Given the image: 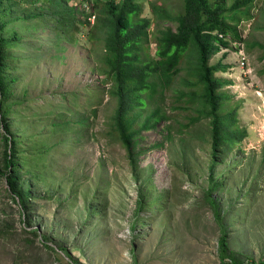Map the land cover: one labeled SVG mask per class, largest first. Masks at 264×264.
<instances>
[{
    "label": "rangeland",
    "instance_id": "374dc122",
    "mask_svg": "<svg viewBox=\"0 0 264 264\" xmlns=\"http://www.w3.org/2000/svg\"><path fill=\"white\" fill-rule=\"evenodd\" d=\"M60 1L74 14L65 33L51 2L16 0L1 27L21 46L10 52L5 105L18 193L6 180L0 126V264H221L223 237L242 264L264 261V0L226 15L230 46L210 63L229 67L215 75L219 113L234 114L243 135L216 157L211 120L190 125L198 105L179 98L193 79L187 59L163 101L155 97L164 120L140 130L130 154L115 126L104 35L86 19L90 7ZM135 2L151 22L145 51L154 58L158 31L176 28L164 12L182 14L184 0Z\"/></svg>",
    "mask_w": 264,
    "mask_h": 264
},
{
    "label": "trees",
    "instance_id": "16d2710c",
    "mask_svg": "<svg viewBox=\"0 0 264 264\" xmlns=\"http://www.w3.org/2000/svg\"><path fill=\"white\" fill-rule=\"evenodd\" d=\"M24 1L31 5L41 2L54 4L56 11L51 16L61 33H65L73 25V9L60 0ZM254 1L236 0L232 6L227 7L226 0H184L182 14L171 16L164 12L165 20L176 24V28L168 27L158 31L154 58L145 51L151 22L141 16L142 9L135 0H123L120 4L102 2L91 6L86 19L89 21L90 17L95 16L94 28L104 35L107 75L116 85L118 98L115 126L130 154L134 138L140 130L154 128L164 120L159 103L183 71L185 59L191 65L189 73L193 79L184 81L186 88L179 90V98L187 99L186 103L198 105L197 115L191 118L190 125L204 118L211 120L214 157L218 155L222 145L233 146L242 140L243 135L232 129L236 121L234 114L221 116L219 113L223 98L217 92L224 84L215 79V75L226 72L229 67L222 63H210L214 56L230 46L227 40L220 38V35L228 37L231 31L226 15L244 9ZM15 2L16 0H0V126L7 133L3 139L10 150L5 158L6 180L11 191L18 193L19 159L15 143L9 136V110L5 105L9 90L6 68L11 59V50L21 46V39L16 35L6 38L1 32V27H5L4 19L10 14ZM258 47L264 51V44H259ZM193 58L195 60L191 62ZM157 94L162 98L160 102L156 101ZM151 103L155 104L151 114L136 129L137 120ZM138 109L141 111L137 115L135 111ZM16 197L23 201L21 194ZM218 247L221 264H242L229 255L226 237L220 239ZM259 264H264V261Z\"/></svg>",
    "mask_w": 264,
    "mask_h": 264
},
{
    "label": "built area",
    "instance_id": "2783aa9c",
    "mask_svg": "<svg viewBox=\"0 0 264 264\" xmlns=\"http://www.w3.org/2000/svg\"><path fill=\"white\" fill-rule=\"evenodd\" d=\"M123 0H78V3L81 5H85L91 8L96 3H102V2H113L115 4H120L122 3ZM89 22L92 24L95 23V16H92L89 18ZM220 38L225 39L224 35H220Z\"/></svg>",
    "mask_w": 264,
    "mask_h": 264
}]
</instances>
